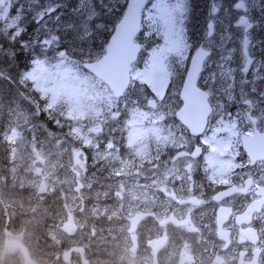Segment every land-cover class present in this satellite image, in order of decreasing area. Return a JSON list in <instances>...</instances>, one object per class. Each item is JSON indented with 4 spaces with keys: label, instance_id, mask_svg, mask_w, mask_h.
<instances>
[{
    "label": "rangeland",
    "instance_id": "374dc122",
    "mask_svg": "<svg viewBox=\"0 0 264 264\" xmlns=\"http://www.w3.org/2000/svg\"><path fill=\"white\" fill-rule=\"evenodd\" d=\"M67 1L65 17L70 19ZM219 2L227 9L232 0ZM48 3L39 0L41 8ZM120 3L117 15L125 9L124 0ZM78 4L73 0L74 7ZM18 10L27 16L23 23L30 24L37 9L32 0H11L9 15ZM111 19L105 18L109 29ZM36 27L31 23L14 41L0 36V150L5 153L0 181L25 188L27 196H37L34 201L60 191L57 208L46 209L52 221L39 241L45 256L36 253L38 264H155L152 242L161 235L166 240L160 249L173 243L171 254L178 244L179 259L186 262L190 243L179 244L172 236L188 238L195 230L192 217L204 205L194 207L187 197L195 194L204 201L212 181L204 168L227 162L211 145L220 125L213 121L210 132L192 136L177 120H162L125 97H114L80 69L84 57L58 60L54 49L33 48ZM107 33L97 35L95 47L106 46ZM240 61L242 67L243 57ZM138 94L132 93V99ZM188 165L191 173L185 174ZM29 222L12 223L5 233H22ZM18 237L7 236L5 244L2 239L0 260L7 259V250L19 256ZM144 243H149L147 254Z\"/></svg>",
    "mask_w": 264,
    "mask_h": 264
},
{
    "label": "snow or ice",
    "instance_id": "6c2138e0",
    "mask_svg": "<svg viewBox=\"0 0 264 264\" xmlns=\"http://www.w3.org/2000/svg\"><path fill=\"white\" fill-rule=\"evenodd\" d=\"M148 2L124 0L125 10L117 15L120 0H79L69 19L65 17L67 7L63 0H49L42 8L39 0H32L37 10L30 24H24L27 16L19 10L10 16L11 0H0V36L8 35L14 41L34 23L37 27L33 48L44 52L54 49L58 60L79 55L97 69L114 64L119 77L117 98L125 97L135 107L159 114L162 120H179L190 131L192 125L186 114L196 111L203 127L192 135L210 132L213 121L217 126L233 119L238 122L242 119L241 109L247 111L249 123L253 122L252 117L264 120V88L258 84L264 81L260 75L264 61H254L250 51L256 47L250 30L264 24V0H232L227 9L219 0H209L207 23L203 33L195 38L186 32L187 0H154L150 7ZM28 11L31 13V9ZM106 17H113L110 29ZM98 20L105 22L97 23ZM233 29L242 30L240 68L232 66L236 50L228 47L236 39ZM109 31L110 41L94 54L92 46L97 35ZM138 33H143L146 43L137 42ZM22 47H28L27 42H22ZM138 54L143 55L142 68L138 66ZM238 71L239 81L235 78ZM250 71L253 75L248 79ZM111 81L110 73H101V85ZM134 92L139 93L135 100ZM232 106L236 112H227L226 108Z\"/></svg>",
    "mask_w": 264,
    "mask_h": 264
},
{
    "label": "flooded vegetation",
    "instance_id": "af4514ba",
    "mask_svg": "<svg viewBox=\"0 0 264 264\" xmlns=\"http://www.w3.org/2000/svg\"><path fill=\"white\" fill-rule=\"evenodd\" d=\"M252 22L256 24V21ZM220 31L218 25L217 32ZM232 31L236 36L228 45L236 50L232 66L240 68L242 30ZM250 37L252 43L256 44L250 49L252 58L254 61H264V43L260 42L264 40V24H257L250 30ZM252 67L254 69L255 64ZM252 75L250 71L248 79ZM260 75L264 76V70ZM235 78L237 81L241 79L239 71ZM258 84L264 88V81H258ZM236 91H239L238 84ZM226 111L235 113L236 107H228ZM241 116L238 122L235 119L225 121L220 128L214 129V143L211 145H214L217 156L227 162L204 168L205 175L212 180L205 191L204 201L195 194L187 197V203L194 207L201 202L204 205L201 206L204 210L195 211L192 217L195 230L187 233L190 235L188 238L187 235L179 239L172 236L179 244H182L181 240L190 243L189 251L184 254L186 262L179 259L182 254L178 244L171 254L173 243L168 249H160L166 240V236L161 235L152 242L156 251L152 254L155 264H166L167 256V264H264V120L252 117L253 122L249 123L245 109H241ZM184 154L179 152V155ZM220 154L226 157H220ZM184 173H191L190 165ZM179 230L184 231L185 228L180 227ZM131 239L134 240L132 233ZM141 247L146 254L149 253V243Z\"/></svg>",
    "mask_w": 264,
    "mask_h": 264
},
{
    "label": "trees",
    "instance_id": "16d2710c",
    "mask_svg": "<svg viewBox=\"0 0 264 264\" xmlns=\"http://www.w3.org/2000/svg\"><path fill=\"white\" fill-rule=\"evenodd\" d=\"M68 11L71 14L74 8L73 0H68ZM154 0H149L147 6L150 7ZM188 5V20L186 23V32L193 38L203 33L205 23L207 22L206 17L208 14L209 0H187ZM196 17V18H195ZM194 19H200L202 22H193ZM110 20V24L111 21ZM146 30V29H145ZM110 31L105 36L106 39L110 36ZM143 33H138V43H146L141 36ZM155 39V38H154ZM106 42V41H105ZM162 42V41H161ZM149 48L151 43L148 44ZM93 53L101 51V48L92 46ZM141 57L142 54H139ZM80 69L83 71L81 65ZM37 95H33L35 97ZM0 156L5 157L4 149L0 150ZM220 157H226L223 154ZM59 189H54L52 193L45 195L41 201H34L37 196H27V190L25 188H19L17 185L7 187L0 181V248L2 245V239L4 244L7 236H19L17 243L21 247L19 249V256H15L13 253H8L6 260H0V264H22L23 261L28 264H38L40 261L35 259L36 253L41 256H45L40 251L39 241L45 235V229L52 221L51 216L46 212V209H56L59 199ZM27 218L30 222L23 228L22 233H5V230L13 228L12 223ZM17 249V246H11ZM0 249V256H1ZM27 264V263H26Z\"/></svg>",
    "mask_w": 264,
    "mask_h": 264
},
{
    "label": "water",
    "instance_id": "95a60500",
    "mask_svg": "<svg viewBox=\"0 0 264 264\" xmlns=\"http://www.w3.org/2000/svg\"><path fill=\"white\" fill-rule=\"evenodd\" d=\"M129 2H131V0H129ZM110 37H111V34L107 40V43L110 41ZM193 54H194V52H193ZM81 65H82L83 69H85L86 71H88L89 73L94 75L99 80L101 79V73L102 72L110 73L111 77H112V81L110 83H105V85L109 89L111 88L112 89L111 92H112L113 96L117 97V93H116L115 89L118 87L119 77H118L117 69L114 66V64L104 65L98 69L94 68L92 64L88 63V61L83 62ZM186 119L192 125L191 131L187 127H185L183 124H181L179 120H177V121H179V123L187 129V131L190 135H192L193 131L200 132L201 128L203 127V121H202L200 114L198 112L192 111L191 113L186 114ZM192 136H199V135H192ZM198 152H199V150L197 149V153Z\"/></svg>",
    "mask_w": 264,
    "mask_h": 264
},
{
    "label": "bare ground",
    "instance_id": "6f19581e",
    "mask_svg": "<svg viewBox=\"0 0 264 264\" xmlns=\"http://www.w3.org/2000/svg\"><path fill=\"white\" fill-rule=\"evenodd\" d=\"M117 253V252H116Z\"/></svg>",
    "mask_w": 264,
    "mask_h": 264
}]
</instances>
